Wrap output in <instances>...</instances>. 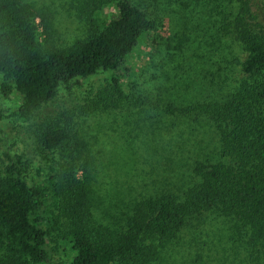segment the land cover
Returning a JSON list of instances; mask_svg holds the SVG:
<instances>
[{
    "label": "trees",
    "instance_id": "obj_1",
    "mask_svg": "<svg viewBox=\"0 0 264 264\" xmlns=\"http://www.w3.org/2000/svg\"><path fill=\"white\" fill-rule=\"evenodd\" d=\"M75 1L85 33L60 47L50 40L49 8L0 0V92L20 96L16 119H31L73 81L108 73L76 109L33 125L32 149L40 156L33 164L11 151L14 122L0 123V264H60L58 251L69 264H152L183 227L210 212L235 220L232 227L241 236L249 233L247 240L264 258V0H209L215 32L233 49L232 91L221 100L184 106L129 95L115 75L142 39L150 38L151 51H158V4L172 0ZM190 1L208 2L187 0L186 7ZM106 7L115 11L102 18ZM187 41L182 34L166 46L182 51ZM123 105L206 115L219 146L213 161L195 160L197 181L181 194L124 199L120 220L111 216L109 224L94 214L93 166L77 119Z\"/></svg>",
    "mask_w": 264,
    "mask_h": 264
},
{
    "label": "rangeland",
    "instance_id": "obj_2",
    "mask_svg": "<svg viewBox=\"0 0 264 264\" xmlns=\"http://www.w3.org/2000/svg\"><path fill=\"white\" fill-rule=\"evenodd\" d=\"M23 1L51 10L53 45L62 47L84 36L86 25L77 15L75 0ZM186 2L161 1L154 35L160 51H151L150 38H144L115 72L129 95L142 94L151 100L161 97L162 105L171 102L184 106L221 100L232 91L228 77L236 68L230 62L233 49L215 32L216 13L210 14L209 0L201 6L190 1L186 7ZM183 7L189 8L190 14H184ZM114 11L106 7L100 16L109 17ZM182 34L188 35L182 51L166 46ZM107 75L99 72L73 81L27 121L14 117L20 96L15 91L8 96L0 92V123L13 121L15 126L12 135L16 145L11 151L35 163L40 156L32 149L33 125L61 109H76ZM77 121L93 166V186L99 201L94 214L105 223L110 224L111 216L120 220L124 199L162 192L181 194L197 181L191 171L195 160L213 161L217 157L216 129L206 115L169 114L144 105H123L107 112H91ZM234 222L212 212L196 217L166 244L152 264H264L262 254L247 240L249 233L241 236L232 227ZM55 255L60 264L70 263L62 252Z\"/></svg>",
    "mask_w": 264,
    "mask_h": 264
}]
</instances>
